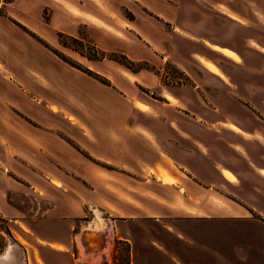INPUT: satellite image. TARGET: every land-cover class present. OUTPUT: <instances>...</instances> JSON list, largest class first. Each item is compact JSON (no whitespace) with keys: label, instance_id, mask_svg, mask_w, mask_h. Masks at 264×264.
Masks as SVG:
<instances>
[{"label":"crops","instance_id":"1","mask_svg":"<svg viewBox=\"0 0 264 264\" xmlns=\"http://www.w3.org/2000/svg\"><path fill=\"white\" fill-rule=\"evenodd\" d=\"M72 9L71 0H0V216L24 240L25 244L16 242L23 264H42L36 248L65 254L75 245L79 254L76 237L87 225L79 233L71 230L77 221H86L83 201L94 216L87 223L102 228L94 207L106 217L110 231L96 233L106 240L126 239L117 224L123 219H152L166 224L168 232H176L181 244L192 248L186 250L194 262L200 246L216 240L214 232L199 240L204 235L194 223L228 221V264H264V126L256 121L264 123V111L254 106L257 112H248L231 95L262 96L264 88L258 82L251 85L249 74L239 87L229 83L220 66L202 56L192 61L193 66L203 69L220 99L202 94L193 84L170 81L162 86L147 67L132 70L121 65L117 71L115 62L88 64L91 76L60 61L58 69L55 49L40 42L52 47L57 43L56 33L47 32L51 22H46L44 10L48 21L58 14L101 30L92 39L104 52L120 51L134 63L150 58L140 51L155 55L153 32L136 27V17L123 20V30L134 37L122 41L111 31L116 28L109 26L110 20L100 16H91L98 22L88 20L85 13ZM142 19L151 29L152 21ZM101 39L114 44L106 47L109 42ZM138 41L149 50L138 47ZM205 44L228 60L212 47L227 46ZM136 46L135 55L128 51ZM177 58L172 57L175 66L194 82L190 72L194 68ZM200 59L213 63L224 77ZM241 62L242 58L236 63ZM102 77L105 80L100 81ZM133 86L150 94L158 91L161 110ZM136 99L151 110L145 111ZM205 99L226 106L211 112L202 107ZM138 117L150 121L149 126L141 128L134 120ZM55 224L62 226L61 237L51 231ZM174 225H181L177 226L181 230ZM43 228L49 232L44 234ZM163 244L156 250L147 244L132 246V260L145 251L148 264L157 253L165 264L170 256L182 258L178 249L170 251ZM12 255L0 257V264H22L15 261L14 251ZM204 256L211 259L212 254Z\"/></svg>","mask_w":264,"mask_h":264},{"label":"rangeland","instance_id":"2","mask_svg":"<svg viewBox=\"0 0 264 264\" xmlns=\"http://www.w3.org/2000/svg\"><path fill=\"white\" fill-rule=\"evenodd\" d=\"M71 1L74 13L77 12L79 15L85 13L88 20L98 22V20L92 19L91 16H100L110 20L112 25L109 26L116 28V30L113 29L111 31L118 35L122 41H128V38L134 37V34L123 30L126 27L123 20L134 19L136 17V27L145 28L146 31L149 30L147 31L149 33L153 32L151 41L156 48L155 55L150 56L147 51L143 53L140 51L142 57L150 58L134 63L123 56L120 51L114 53L104 52L95 45L92 39L93 37H99L103 33L101 30L75 18H61L58 14L51 21H48L47 11L44 10L46 22H51V28H48V31H46L51 36H53L54 32L56 33L57 43L52 47L42 39L40 42L47 48L55 49L58 60L60 59L57 63L58 69L60 68V61L91 76H93L91 70L86 67L88 64L105 65L115 62L114 65L117 67V71L123 69L122 66H125L121 63H125L132 70L147 67L154 75L159 77L162 86L164 84L167 85L170 81H178L179 84L185 86L193 84V86H197V89L202 94L204 91L209 92L220 99L222 95L215 89V84L211 82L212 80L205 76L203 69L193 66L192 61L194 59L197 61V56H202L220 66L227 77L226 81L229 80V83H233L239 87L242 80H244L243 76L246 77L249 74L248 80L251 85H257L258 82L259 88H264V0H134L136 4L131 0ZM127 4L131 6V9L127 7ZM230 15L236 18H232ZM144 16L152 21L151 29H149L150 24L142 19ZM155 26L159 27L158 30ZM58 34H61V36ZM71 38L80 40L83 45L80 46L72 42ZM101 40L108 41V39ZM108 42L109 45H105L106 47L114 44L112 41ZM205 43L227 46L228 48H222L217 45H213L212 47L226 55L228 60L212 52ZM122 46L125 49L127 45L122 43ZM255 46H259L261 50H258ZM138 47L149 50L146 45H141L139 41ZM136 48L137 46L132 47L128 51L135 55L134 52L137 53L139 51ZM239 55L242 58V62L236 63L241 60ZM172 57H179L180 59L177 58L178 60H184V63L188 67L194 68L190 71L194 82L175 66ZM102 60H105V62H102ZM200 60L211 72L224 77L213 63L203 59ZM130 63L132 64L130 65ZM242 72L244 75H242ZM167 78H169L168 81ZM102 79L105 80L103 77ZM115 86L119 87V84L116 83ZM133 88L142 97H145L148 102H153L156 110H161L162 98L159 96L158 91H153L150 94L144 88L139 89L134 86ZM234 90L237 91L236 88ZM248 90L249 92L251 91L250 89ZM224 91L227 92L229 98V89L225 88ZM165 93L163 94L165 95ZM253 93H248L246 97L240 96V94L231 95L235 102L242 105L240 107L246 108L248 112H257L254 106H259L264 111V94L256 96L257 94ZM243 95L247 94L244 93ZM136 100L145 105L143 107L145 111L151 110V107L145 101L142 99ZM205 101V104L201 102L202 107L211 112L218 113L221 108L224 110L226 106L222 102L214 104L208 102L206 99ZM134 120L141 128L150 124V121L141 117ZM256 121L259 123L258 126L260 124L262 127L264 126V123L257 119ZM231 126L237 129L235 126ZM64 186L66 187V185ZM86 186L89 185L86 184ZM80 205H82L86 212L84 217L86 221L83 223H78L77 221V227L74 226L73 230H71L73 234L79 233L81 226L87 225L83 233L76 237L82 247L81 249L79 246V254L76 255L77 250L75 245L73 247L70 246L68 252L65 254H58L41 248L31 249L38 254L42 264H148L145 258L146 251L139 258L135 259V256H133L132 260V246L147 244L150 248L155 249L157 245L164 246L163 243L168 245L167 248L170 251L178 249L183 258L178 257L176 259L170 256L166 264H178V261L182 264H185L184 261H187L188 264H228V221H201L194 223L196 229L201 231L200 234L204 235L199 240H207L205 237H209L212 232L216 235L215 241L204 243L205 245H201L200 249L198 248L201 254L194 260V263L191 255L186 250L192 248L181 244L178 240L179 238L176 236V232H168L166 230V224L146 218H136L125 222H123L125 220L123 219L122 222H118L117 224L120 228V235L126 239L115 237L112 240L109 236L106 240L103 235L99 237L96 234L101 233L102 230L110 231L106 217L103 216L98 208H93L95 219L101 225L99 227H102L99 230L97 223H87L92 221L94 216H92L91 212L87 213L88 208L84 201ZM177 226L181 227V225H174L177 230H181ZM61 228L62 226L60 227L58 224L51 226V231L56 233V235L54 233L56 238L61 237ZM43 232L45 234V232L49 231L43 228ZM180 234L182 235V233ZM80 238L84 243H81ZM19 241L25 244L20 233H17V229L13 227L10 229L8 227V220L0 216V257L7 255L12 248L13 250L11 251L15 253V261L23 264L20 250L16 245V242L19 243ZM83 250L88 255H85ZM183 250H186L185 254H183L185 252ZM208 253L212 254L211 259L208 258ZM204 254L208 257L204 256ZM77 256L78 259H76ZM161 260L162 257L157 253L155 257H152L151 264H165Z\"/></svg>","mask_w":264,"mask_h":264},{"label":"trees","instance_id":"3","mask_svg":"<svg viewBox=\"0 0 264 264\" xmlns=\"http://www.w3.org/2000/svg\"><path fill=\"white\" fill-rule=\"evenodd\" d=\"M58 35H60L61 36V34H58ZM72 39V42H74V43H76V44H79L80 46H82L83 44H82V42L80 41V40H78V39H74V38H71ZM94 57V56H93ZM95 59H96V57H94ZM121 64H123V65H125L126 66V64L125 63H121ZM132 63H130V65H131ZM126 67H128V66H126ZM129 68V67H128ZM100 81H103V79H99Z\"/></svg>","mask_w":264,"mask_h":264},{"label":"bare ground","instance_id":"4","mask_svg":"<svg viewBox=\"0 0 264 264\" xmlns=\"http://www.w3.org/2000/svg\"><path fill=\"white\" fill-rule=\"evenodd\" d=\"M230 17H232V18H236L235 16H232V15H230ZM11 250H13L12 248H11ZM10 250V252L7 254V255H5L4 257H6V258H10V257H12L13 255H12V251Z\"/></svg>","mask_w":264,"mask_h":264}]
</instances>
